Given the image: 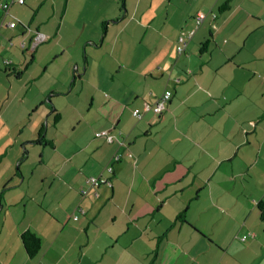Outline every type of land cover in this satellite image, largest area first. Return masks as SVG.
I'll list each match as a JSON object with an SVG mask.
<instances>
[{"label": "crops", "instance_id": "obj_1", "mask_svg": "<svg viewBox=\"0 0 264 264\" xmlns=\"http://www.w3.org/2000/svg\"><path fill=\"white\" fill-rule=\"evenodd\" d=\"M0 2V264H264V0ZM101 130L133 157L82 197L118 149ZM25 230L41 240L31 258Z\"/></svg>", "mask_w": 264, "mask_h": 264}, {"label": "trees", "instance_id": "obj_2", "mask_svg": "<svg viewBox=\"0 0 264 264\" xmlns=\"http://www.w3.org/2000/svg\"><path fill=\"white\" fill-rule=\"evenodd\" d=\"M231 1H232V0H224V3H223L222 6L219 8V11L221 12V11L227 10V9L229 8V6H230ZM199 13H202L204 17H203L201 20L198 21L197 19H198V15H199ZM210 16H211L212 20H215V17H216V14H215V13H211ZM205 18H206L205 13H203V12H197V13L195 14V16H194V28H193L192 30H190V31H184V32H181V33L177 36L175 49H176V53H177L178 55L182 54V53L185 51L186 44H187L188 40L193 36L195 30L198 29V28L200 27V25L202 24V22L204 21ZM105 24H106V23L104 22L103 25H102V26H103V29H105ZM16 25H17V22H16ZM8 27H9V26H8ZM10 28H11V27H10ZM13 28H14V27H13ZM34 34H35V33H34ZM33 36H34V35H32V37H33ZM180 36H183V39H184L183 42H184V44L178 42V38H179ZM32 37H31V39H32ZM31 39H30V42H31ZM22 40H23V39H22ZM22 40H21V41H22ZM24 41H25V40H24ZM30 42H29V44H30ZM43 42H44V41H43ZM209 42H210V39H209V38H207V39H205L204 41L201 42V46H200V51H201V52H203V51H205V50L207 49V46H208ZM26 44H27V42H26ZM37 45H38V44H37ZM37 45H36V46H37ZM178 45H183V48H182L181 51H178V50H177V46H178ZM36 46H35V47H36ZM30 47H31V46H30ZM35 47H34V48H35ZM34 48H31V49H34ZM21 49H23L22 51H26V50H28V49H27V45H25V47H24V48H21ZM5 61H8V62H5ZM3 63L5 64L6 67H9L7 70H9L12 74H14V75H16V76H19L20 72H19V71L17 72V70H16L15 68H11L12 61H11L10 59H4V60H3ZM172 87H173V85L168 84V85L166 86V88L163 90V92L160 94V96L156 99V101H155L152 105L147 106V108H150V109H151L154 113H156V114H160V113L162 112V110L165 109L166 104H167V103L169 102V100H170V97H171V95H172ZM166 90H169V91H170V95H169V97L167 98V100L164 102L163 107L161 108V110L158 111V112H156V111L154 110V108H155V106L157 105V103L159 102V100L161 99L162 95H164V93H165ZM51 109H52V111H55L53 108H51ZM135 109L138 110L136 114L133 113V111H134ZM135 109H133L131 113H132V115H133L135 118H139L140 115H141V112H140L139 108H135ZM59 119H60V115H59L57 112H55V113H54V116H53V122L56 123V122H58ZM101 131H104V130H101ZM106 131L108 132L109 135L112 136V140H111V141L107 140V138L104 137V136H97L96 133H97V132H100V131H96V132L94 133V136H95L96 138H102L106 143H109V144L115 143V144L117 145V148H118V149H117V150L111 155L109 162H108V163L106 164V166L104 167V171L108 174V176H105V177H108V178L110 179V181H111V175H112V173H113V166H114L115 164L119 163V162L123 159V157H125V156H126V157H133V153H132V151L130 150V148H129V146H128V143L125 142V139H124V137H123V135L121 134L120 131H119L118 133H116L115 135L112 134V133H110L109 130H106ZM34 142H35L36 144L41 145V146H49V145H51V142H49V141L46 139V137H45V125H42V126L38 129V132H37V138H36V140H35ZM119 149H121V151H119ZM115 155H119V158H118V159H114ZM25 156H26V150L23 152V157H22V158H25ZM109 167H111V172L108 171V168H109ZM17 170H19V169H17ZM110 174H111V175H110ZM101 175H102V174H101ZM90 176H94V175H90ZM90 176H87V177L85 178V183H86L88 186H87V187H83V188H81V189L79 190V195L82 196V197H83V196H91V197H97V196H98V195L95 196V195L92 194V193L95 191V189L92 188V187H90L89 183H88L87 180H86V179H87L88 177H90ZM97 176H100V175H97ZM102 176H104V175H102ZM111 184H112V182H111ZM110 186H111V185H110ZM4 188H5V187H3L2 190H4ZM90 189L92 190L91 192H90ZM83 190H87V194H83V193H82ZM96 191H97V190H96ZM2 192H3V191L0 192V197H1ZM97 193H98V192H97ZM258 210H259L260 218H261V220L264 222V203H259V205H258ZM75 211H76V212H73L71 215H67V216H66L67 219H68V218H71L72 220H75V221H76V220H78L80 214L82 215V214L85 213L84 209H83L82 207H80V206L76 207ZM74 216H76L77 219H74ZM177 220L185 221V220L183 219V214L178 215V216H177ZM245 238H246V236H245ZM20 240H21V243H22L23 249H24V251H25V253H26V255H27L28 257H30V258H31V257H34V256H36V255L39 253L40 248H41V240H40V238H39L34 232H31V231H29V230H25V231H23V232L20 234ZM221 263H222V262H221ZM215 264H216V263H215Z\"/></svg>", "mask_w": 264, "mask_h": 264}, {"label": "built area", "instance_id": "obj_3", "mask_svg": "<svg viewBox=\"0 0 264 264\" xmlns=\"http://www.w3.org/2000/svg\"><path fill=\"white\" fill-rule=\"evenodd\" d=\"M20 4H23L24 3V0H17ZM9 5L10 3L9 2H0V8H2L4 10V13H7L8 12V8H9ZM203 14L202 13H199L198 15V21L201 20L203 18ZM7 26L13 28L16 26V21L15 20H12V21H9L7 23ZM47 39L46 36H44L43 34H41L40 32H35L34 36L32 37L31 39V42H30V46L31 48H34L37 44L45 41ZM184 39H183V36H180L178 38V42L180 43H183L184 44ZM26 45V41L22 40L20 41L19 43V46L20 48H24ZM183 48V45H178L177 46V50L178 51H181ZM5 62H8V61H5ZM170 95V91L169 90H166L164 95H162L161 99L159 100V102L157 103V105L155 106L154 110L156 112L160 111L161 108L163 107V104L164 102L167 100V98L169 97ZM137 109H135L133 111L134 114L137 113ZM97 136H104L107 138V140L111 141L112 140V136L108 134V132L106 130L104 131H100V132H97L96 133ZM119 158V155H115L114 159H118ZM108 171L111 172V167L108 168ZM87 182L89 183L90 187L94 188L95 191L92 193L93 195L97 196L98 193H97V189L102 186V185H107V186H110L111 185V181L108 177H105V176H90L88 177L87 179ZM83 194H87V190H83L82 191ZM74 219H77L76 216H74ZM245 239V236H242V240ZM216 264H222L221 262H217Z\"/></svg>", "mask_w": 264, "mask_h": 264}, {"label": "rangeland", "instance_id": "obj_4", "mask_svg": "<svg viewBox=\"0 0 264 264\" xmlns=\"http://www.w3.org/2000/svg\"><path fill=\"white\" fill-rule=\"evenodd\" d=\"M60 1H62V0H60ZM154 13L157 14V10H156V9L154 10ZM207 37H208V35H207ZM211 45H212V42H210V46H211ZM200 46H201V43L198 44V47H200ZM14 79H15V78H14ZM15 81H16V80H15ZM23 152H24V151H23ZM4 159H5L4 161H7V159H8L7 156H6Z\"/></svg>", "mask_w": 264, "mask_h": 264}]
</instances>
